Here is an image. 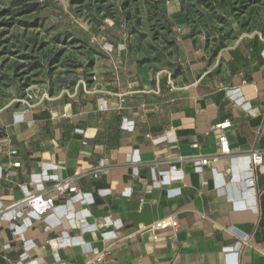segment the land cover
<instances>
[{"label":"crops","instance_id":"crops-1","mask_svg":"<svg viewBox=\"0 0 264 264\" xmlns=\"http://www.w3.org/2000/svg\"><path fill=\"white\" fill-rule=\"evenodd\" d=\"M106 49L92 89L0 110V264H86L105 249V264H264V30L183 32L141 72L122 45ZM226 119L230 152L197 168ZM69 178L45 219H13L11 203ZM165 217L178 226L149 227Z\"/></svg>","mask_w":264,"mask_h":264},{"label":"rangeland","instance_id":"rangeland-1","mask_svg":"<svg viewBox=\"0 0 264 264\" xmlns=\"http://www.w3.org/2000/svg\"><path fill=\"white\" fill-rule=\"evenodd\" d=\"M255 30L264 0H0V110L92 89L110 44L141 72L170 58L183 32L235 40Z\"/></svg>","mask_w":264,"mask_h":264},{"label":"built area","instance_id":"built-area-1","mask_svg":"<svg viewBox=\"0 0 264 264\" xmlns=\"http://www.w3.org/2000/svg\"><path fill=\"white\" fill-rule=\"evenodd\" d=\"M230 126V121L228 119L223 120L221 122L215 123L213 125L214 130H219L218 134V146L219 151L216 155L212 157L204 156L200 157L197 161V168H201L203 165H208L222 155L230 152L229 144L227 137L224 133V129ZM11 153H16L15 149L10 151ZM251 160V170H255L260 164L263 162V152L253 151L250 156ZM11 165L18 166L19 162H11ZM254 178L251 177L248 180V183H253ZM76 190V186L74 184V180L72 178L65 179L63 181H58L51 185L47 190H42L36 193H31L25 198L18 200L16 202L11 203L8 207L14 210L13 219L21 217L26 211L31 210L38 214L41 218L45 219L47 213L51 211L55 207V199L57 196L73 192ZM10 226L13 225L11 221ZM178 226L177 219L173 217H165L162 219H158L151 223L149 227L154 230H164V229H175ZM154 238H157V234L155 233ZM109 254V250L105 249L103 251L94 252L91 257L88 259L86 264H105L104 260L106 256Z\"/></svg>","mask_w":264,"mask_h":264}]
</instances>
